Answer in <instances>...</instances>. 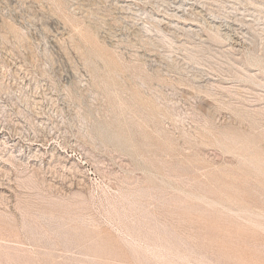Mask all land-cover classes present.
<instances>
[{
	"label": "rangeland",
	"instance_id": "374dc122",
	"mask_svg": "<svg viewBox=\"0 0 264 264\" xmlns=\"http://www.w3.org/2000/svg\"><path fill=\"white\" fill-rule=\"evenodd\" d=\"M0 264H264V0H0Z\"/></svg>",
	"mask_w": 264,
	"mask_h": 264
}]
</instances>
